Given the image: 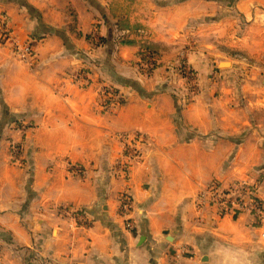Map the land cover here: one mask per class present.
Wrapping results in <instances>:
<instances>
[{"label": "crops", "instance_id": "crops-1", "mask_svg": "<svg viewBox=\"0 0 264 264\" xmlns=\"http://www.w3.org/2000/svg\"><path fill=\"white\" fill-rule=\"evenodd\" d=\"M0 14V264H264V214L204 200L247 182L264 208V0H0Z\"/></svg>", "mask_w": 264, "mask_h": 264}, {"label": "built area", "instance_id": "built-area-1", "mask_svg": "<svg viewBox=\"0 0 264 264\" xmlns=\"http://www.w3.org/2000/svg\"><path fill=\"white\" fill-rule=\"evenodd\" d=\"M6 22V18L2 14H0V38L5 43L13 38ZM12 46L16 55H19L21 57L25 58V54H34V44L32 40L24 45L17 43V41L15 40ZM79 76L82 77L81 73ZM122 139L124 140L125 138ZM131 141L135 142L138 141V139L136 136H134ZM126 154L131 159L136 157L138 155V152L136 150L134 151V148H131L127 150ZM208 195L209 197H211V200L213 202L212 204L216 205L220 210H229L232 213L250 212L256 214L259 217H262V215L264 214L262 201L256 195L253 185L247 182H241L232 186L231 188L226 189L221 188L220 185L215 183L209 187L206 195H204V198ZM129 196L130 194L126 192L122 194L120 199V205L124 214L131 213L130 211L132 208V197L130 196V198ZM80 211L81 210H78L76 214H78V217L80 215L81 218H83L86 214L84 212L80 213ZM128 226L131 227L132 223L129 222Z\"/></svg>", "mask_w": 264, "mask_h": 264}, {"label": "rangeland", "instance_id": "rangeland-1", "mask_svg": "<svg viewBox=\"0 0 264 264\" xmlns=\"http://www.w3.org/2000/svg\"><path fill=\"white\" fill-rule=\"evenodd\" d=\"M122 25H123L124 28H126V26L128 27V24L126 25L125 22H122ZM140 34H141L140 37L143 38L142 40H143V42L145 44L144 48H143V52H142L143 63L141 65V69H145V65L149 64V62L147 61V56H148L147 52L150 51L151 54L153 55L154 52H156V51L154 49L153 50L150 49L151 44L148 43V41L150 40L149 32L145 30V33L141 32ZM157 61L158 60H157V57H156L155 62L157 63ZM158 64H159V62H158ZM180 72H183V71H180ZM188 74H189L190 77H193V74H192L191 70L188 72ZM171 78H172V80H171L172 82L174 80V85L177 86L178 88H180L181 91L184 90V88H188V86L183 85V81H184L183 79H181V81H180L179 77H177V79H174V77L171 76ZM115 94H118V97H116ZM119 95H122L121 92L119 90L117 92H116V90H114L113 94H110V98L111 99H114V98L118 99V98H120ZM214 183H217L218 185H220L221 188H223L225 186L223 183H221L219 181L212 182L211 184H214ZM204 200H205L206 203H209L210 205L213 203L212 200H211V197H209V195L207 197H205Z\"/></svg>", "mask_w": 264, "mask_h": 264}, {"label": "trees", "instance_id": "trees-1", "mask_svg": "<svg viewBox=\"0 0 264 264\" xmlns=\"http://www.w3.org/2000/svg\"><path fill=\"white\" fill-rule=\"evenodd\" d=\"M117 91H118V90H117ZM117 91H116V92H117ZM115 96L118 97V94H115ZM119 96H120V100H121V102L124 103V102H125V99H124L121 95H119ZM86 212H87V211H86ZM87 213H88V212H87Z\"/></svg>", "mask_w": 264, "mask_h": 264}]
</instances>
